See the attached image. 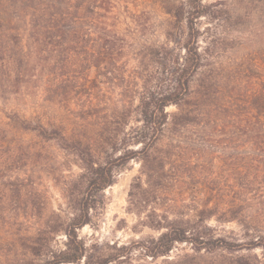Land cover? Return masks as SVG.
Listing matches in <instances>:
<instances>
[{"label":"rangeland","instance_id":"1","mask_svg":"<svg viewBox=\"0 0 264 264\" xmlns=\"http://www.w3.org/2000/svg\"><path fill=\"white\" fill-rule=\"evenodd\" d=\"M180 1L185 0H114L115 29L129 44L114 74L104 72L103 77L94 68L84 71L80 68L82 56H78L73 59L78 66L62 68L60 80L47 83L54 76L44 74L29 96L0 99V122L7 130L0 152V264H25L28 259L20 246L22 237L34 235L50 216L71 220L80 214L81 200L89 196L79 157L55 141L21 130L13 118L61 126L68 136L76 129L92 137L114 110L125 104L137 105L135 53L142 44H167L182 54L184 25L167 41L165 32L171 18L163 10ZM203 3L209 6L208 14L196 21V29L204 67L193 79L192 90L208 80L211 104L229 107L243 118L256 116L251 100L261 94L264 83V0ZM209 110L213 119L214 107ZM176 111L174 106L166 108L168 114ZM138 120V113L132 111L128 127L139 126ZM95 150L97 162L111 153ZM161 154L170 157L165 170L173 168L178 175V181L169 183L162 195L176 201L174 211L154 204L140 210L131 207L130 184L140 177L145 186L146 178L141 159L130 161L114 169L111 186L91 192L90 221L76 230L78 239L86 246H126L130 256L124 264H151L142 246L159 235L149 224L164 216L168 221L188 222L209 251L196 253L188 244H175L156 264H264V212L242 222L223 213L228 200L239 195L248 181L264 185V135L189 126L180 133L166 132L149 152L151 156ZM201 215L205 219L200 220ZM218 238L227 242L228 251L216 248L221 244L215 242ZM65 243L64 234L57 233L52 250L63 249Z\"/></svg>","mask_w":264,"mask_h":264},{"label":"trees","instance_id":"2","mask_svg":"<svg viewBox=\"0 0 264 264\" xmlns=\"http://www.w3.org/2000/svg\"><path fill=\"white\" fill-rule=\"evenodd\" d=\"M208 8L203 0H185L163 7L171 18L165 32L167 41H171L174 32L184 25L185 36L180 45L182 54L167 44H142L135 53L134 74L139 81L135 91L137 105L125 104L114 110L92 137L79 134L76 129L70 130L68 136L61 126H44L39 121L28 122L19 116L13 118L21 130L55 141L59 147L79 157L89 190V196L79 203V215L64 222L50 216L42 229H37L32 236L22 237L20 246L28 259L25 264L126 263L130 256L128 247L114 243L86 246L78 239L76 230L90 221L91 192H100L111 186L115 168L140 159L146 183L143 186L140 177L133 180L128 192L129 204L136 210L154 204L174 211L176 201L162 198L167 185L178 181L175 169L165 170L166 165H170V157L166 154L149 155L166 132L176 134L189 126H197L264 135V83L261 94L251 100L256 116L244 118L239 113L233 114L229 107L210 103L213 92L208 80L192 90L193 79L204 67L197 46L199 31L196 21L208 14ZM114 9V0H0V99L8 101L11 96H29L38 88L44 74L54 76L47 83L60 80L62 68L77 64L73 59L78 56H82L80 68L84 71L94 68L98 76L106 77L104 72L112 74L118 70L119 61L129 44L115 29ZM170 106L176 107L177 111L168 114L166 108ZM209 107H214L216 115L213 119ZM132 111L138 113L139 126L128 127ZM219 114L221 118H218ZM5 126L0 122V152L7 136ZM131 145L137 148L130 149ZM96 148L102 154L111 153L102 162H97ZM241 188L239 195L228 200L223 212L239 222L264 212V185L248 181ZM253 209L255 213L246 214ZM199 217L205 219L204 215ZM149 227L159 232L156 238H151L148 246H142L151 264H156L159 258H166L175 244H188L196 253L203 249L209 251L200 239L201 235L192 232L188 222L168 221L160 216ZM59 232L64 234L66 243L63 249L53 251L51 243ZM215 242L221 243L216 248L230 249L223 239L218 238Z\"/></svg>","mask_w":264,"mask_h":264}]
</instances>
